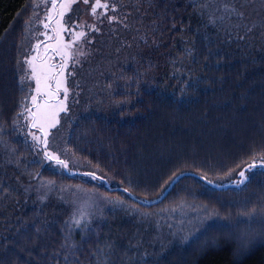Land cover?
Instances as JSON below:
<instances>
[{
    "label": "trees",
    "instance_id": "1",
    "mask_svg": "<svg viewBox=\"0 0 264 264\" xmlns=\"http://www.w3.org/2000/svg\"><path fill=\"white\" fill-rule=\"evenodd\" d=\"M93 3L61 20L67 43L99 29L64 68L63 170L19 115L34 111L21 63L39 0H0V264H264V166L239 186L186 175L157 201L182 172L234 184L264 163V0H101L116 11L96 17Z\"/></svg>",
    "mask_w": 264,
    "mask_h": 264
},
{
    "label": "snow or ice",
    "instance_id": "2",
    "mask_svg": "<svg viewBox=\"0 0 264 264\" xmlns=\"http://www.w3.org/2000/svg\"><path fill=\"white\" fill-rule=\"evenodd\" d=\"M77 0H63L62 3L57 5L56 0H51L50 4V12H56L57 8L59 7L60 11L57 12V15L60 17V20H57L58 28L53 29L55 31L56 35L54 37H49L50 39H55L56 43L54 45H48L45 48V52L48 51L49 48H51L53 52V56L48 57L45 56L44 60H42L39 64L36 63V60L38 57L36 55H33L30 58L25 59V63L27 64L31 76L30 80L35 82L34 85V95H31L30 102L34 106L35 111L32 110V108L29 107H23V104L26 102H22V111L19 113L21 117L27 115L30 118L31 121V128L37 129L40 131L41 136H37L34 133H29L31 135L32 140L35 142H38L42 148L41 152L42 155L45 158V161L48 162L50 167H58L63 170H68V164L65 160L61 159L59 155H57L54 151L49 150V143H48V136H49V129L56 127L58 121L55 118V112L51 110V106L48 102V100H44L43 104L37 103L38 96L43 94L45 97H51L55 95L56 93H59L61 90L65 92V99H67V88L64 87V68L66 66L67 60L71 59V52L69 51L72 47V44L76 42V40H79L80 38L86 36V33L84 31H78L74 33L75 40H70V42L65 43L64 37L61 35L62 32H68L69 36L71 37L73 33L69 31V28L65 27L63 23H61V20L63 19V16L65 15V12L70 10L71 3H76ZM83 4L87 5L89 3V0H80ZM101 10V16H107V13L109 10L112 12L116 11L115 5L110 6L108 3H101V0H94V3L91 6L90 14L94 17L97 16V10ZM242 15V14H241ZM51 15L47 17L48 20H51ZM99 19V17H97ZM73 18L69 17V20L71 21ZM116 16H109L108 22L112 23L113 21H116ZM43 27L45 29H48V23H44ZM71 28L76 27H84V25H77L75 23H72ZM89 31H99L98 28L93 26H88ZM43 35L47 36V32L42 33ZM40 44L37 43L35 45L36 49H39ZM56 57L61 58V63L59 64H52L50 63L51 60L55 59ZM78 63V61H77ZM58 69V71H57ZM55 84V92L52 91V85ZM59 111H67L66 108L60 107ZM43 137V138H42ZM264 166V165H261ZM256 167V165H248L247 169L242 168L237 175L241 178L240 183H246L247 177H245V171H251L252 168ZM183 173H181V176ZM93 179H100L99 177L93 176ZM178 179H180V176H174L172 180L169 183V186L171 184H174ZM197 179L203 181L204 183H207L210 187H217V183H214L211 180H207L203 176L197 177ZM103 183V181H101ZM222 187V183L219 185ZM166 190V189H165ZM126 191V190H125ZM77 224H79V221H76ZM216 225V219L212 220V223L209 225V227H214ZM199 238V237H197Z\"/></svg>",
    "mask_w": 264,
    "mask_h": 264
},
{
    "label": "rangeland",
    "instance_id": "3",
    "mask_svg": "<svg viewBox=\"0 0 264 264\" xmlns=\"http://www.w3.org/2000/svg\"><path fill=\"white\" fill-rule=\"evenodd\" d=\"M61 0H58L56 2H59L60 4ZM45 2V0H39V6L38 9L40 8L41 5H43ZM58 4V6H59ZM40 9L38 10V12L36 13V15L33 17L30 26H29V30H28V40H27V47L25 48V50L23 51V55L24 58L22 59V63H21V67H22V71H23V80L26 82L27 85H29L31 87V93L29 95V104H31L30 102V97L31 95H34V85L35 82L30 80V76H31V72L27 66V64L24 62L26 58H30L33 55H36L38 57V59L36 60V63L39 64L42 60H44L45 56L51 57L53 56V52L51 50V48L48 49L47 52H45V48L48 45H54L56 42L55 41H48L45 43H39L40 47L39 49L35 48V45H32V41L38 30V28H41V35H43L42 33L47 32V36L49 34V36L47 38L50 37V31H48V29H45L43 27V24L46 23L43 19V16L39 14ZM60 9L59 7L57 8V12H59ZM53 20L49 21V24H53ZM90 26V25H87ZM57 27H55L54 29H57ZM86 33V36L80 38L78 41V43L74 46L75 47V51H76V55H74L75 57L77 56V61L82 60L83 58H85L86 56H88V51L90 49V47L85 46L86 45V41L88 38V33H89V28H85V30H82ZM54 36L56 35L55 31H53ZM45 36V35H43ZM38 38V37H37ZM45 38V37H44ZM50 39V38H49ZM36 40V39H35ZM52 40V39H51ZM65 43H67L66 41H64ZM36 43V41H35ZM70 51V50H69ZM61 59V58H60ZM50 63L52 64H59L58 62V58H55L53 60L50 61ZM67 66V63H66ZM65 66V67H66ZM58 71V69H57ZM64 87L67 88V99H65V92L63 90H61L59 93H56L55 95L51 96V97H45L43 96V94H41L40 96H38L37 99V103L43 104L44 100H48L50 106H51V110L53 112H55V118L58 121L56 127L49 129V136H48V143H49V139L52 137L50 143H49V149L50 150H58L59 148H61L62 146H64V138L62 136V132H58L55 133L53 135V131L61 124V121L64 117L65 114L68 113L69 108L72 106L73 107V103H75V101L77 99L74 98V94L73 92H71V89L67 83V79L65 78V72H64ZM52 91L55 92V84L53 83L52 85ZM32 105V104H31ZM112 106V105H111ZM60 107H64L67 109V111H59ZM35 111V108H34ZM64 155V154H63ZM65 156V155H64ZM239 249V248H238Z\"/></svg>",
    "mask_w": 264,
    "mask_h": 264
},
{
    "label": "water",
    "instance_id": "4",
    "mask_svg": "<svg viewBox=\"0 0 264 264\" xmlns=\"http://www.w3.org/2000/svg\"><path fill=\"white\" fill-rule=\"evenodd\" d=\"M59 4V2H57V5ZM248 165H253V164H248ZM248 165H246L245 167H244V169H247V166ZM254 165H264V163H254ZM247 171L248 170H246L245 171V177H246V173H247ZM183 173V175L181 176V173L179 174V175H177V176H180V179L181 178H183L184 176H186V175H190V174H195V175H197V176H202V175H200V174H196V173H194V172H190V171H185V172H182ZM180 179H178L174 184H171L170 186H168V188L166 189V191L162 194V196L157 200V201H159V200H162L163 198H165L167 195H168V193L173 189V187L176 185V183L180 180ZM207 179V178H206ZM207 180H209V179H207ZM240 181H241V178H240ZM240 181L238 182V183H230V184H222L223 186L222 187H225V186H232V185H235V186H239V185H241V183H240ZM214 183H216V182H214ZM220 184L219 183H217V187H220L219 186ZM111 189L112 190H115V189H119V188H117V187H111ZM143 203H146V204H152L153 202H149V201H142Z\"/></svg>",
    "mask_w": 264,
    "mask_h": 264
},
{
    "label": "flooded vegetation",
    "instance_id": "5",
    "mask_svg": "<svg viewBox=\"0 0 264 264\" xmlns=\"http://www.w3.org/2000/svg\"><path fill=\"white\" fill-rule=\"evenodd\" d=\"M56 58H58L59 59V57H56ZM60 60V59H59Z\"/></svg>",
    "mask_w": 264,
    "mask_h": 264
}]
</instances>
